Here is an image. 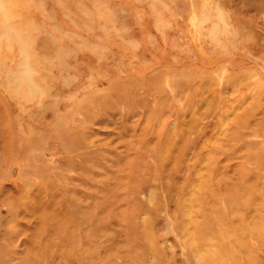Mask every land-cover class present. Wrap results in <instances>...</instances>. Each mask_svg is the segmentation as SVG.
Masks as SVG:
<instances>
[{"label":"rangeland","instance_id":"1","mask_svg":"<svg viewBox=\"0 0 264 264\" xmlns=\"http://www.w3.org/2000/svg\"><path fill=\"white\" fill-rule=\"evenodd\" d=\"M0 264H264V0H0Z\"/></svg>","mask_w":264,"mask_h":264},{"label":"bare ground","instance_id":"2","mask_svg":"<svg viewBox=\"0 0 264 264\" xmlns=\"http://www.w3.org/2000/svg\"><path fill=\"white\" fill-rule=\"evenodd\" d=\"M29 66V65H28ZM23 72V71H22ZM38 87V86H37Z\"/></svg>","mask_w":264,"mask_h":264}]
</instances>
